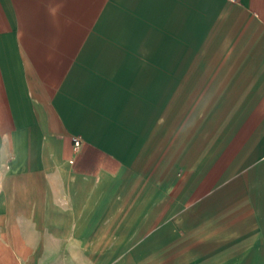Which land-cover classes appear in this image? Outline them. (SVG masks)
I'll return each instance as SVG.
<instances>
[{
  "label": "crops",
  "instance_id": "1",
  "mask_svg": "<svg viewBox=\"0 0 264 264\" xmlns=\"http://www.w3.org/2000/svg\"><path fill=\"white\" fill-rule=\"evenodd\" d=\"M0 264H264V0H0Z\"/></svg>",
  "mask_w": 264,
  "mask_h": 264
},
{
  "label": "built area",
  "instance_id": "2",
  "mask_svg": "<svg viewBox=\"0 0 264 264\" xmlns=\"http://www.w3.org/2000/svg\"><path fill=\"white\" fill-rule=\"evenodd\" d=\"M81 145H82V138L79 136L74 137V146L76 148H79Z\"/></svg>",
  "mask_w": 264,
  "mask_h": 264
}]
</instances>
